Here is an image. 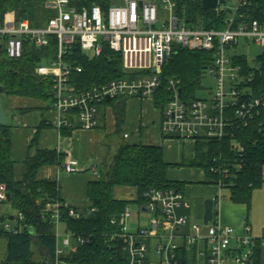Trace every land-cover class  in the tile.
I'll return each mask as SVG.
<instances>
[{
	"label": "built area",
	"instance_id": "2783aa9c",
	"mask_svg": "<svg viewBox=\"0 0 264 264\" xmlns=\"http://www.w3.org/2000/svg\"><path fill=\"white\" fill-rule=\"evenodd\" d=\"M228 1L211 9L216 17L223 11L227 13L225 27L218 29L189 24L178 12V0H119L107 9L98 4L81 7L75 0H45L48 8L57 10L56 16L42 27H33L28 19L18 22L13 13H8L0 19V44L10 58L18 59L23 56L26 43L46 48L52 36L57 39L55 57L43 56L36 69L39 75L51 77V103L59 130L74 128L76 124L85 130L94 129L99 125L98 114L105 101L119 96L155 99L166 82L168 94L162 108L165 135L195 142L227 140L233 150L242 153L245 147L236 135L240 128L253 124L259 135L257 141L264 144V87L257 81L264 76V16H254L263 10L259 0H236L232 7L227 6ZM159 22L162 24L157 28ZM241 40L253 41L262 48L255 58L257 67L250 66L247 57L237 50ZM75 44L91 57L109 46L121 54L127 73L76 91L70 77L75 69L81 72L82 67L65 61ZM176 47L213 53L205 71V75L216 80L209 98L183 97L179 78H163L164 64ZM78 166L79 161L74 158L62 164L67 173L77 172ZM230 170L227 161H216L210 167L212 173L221 177L216 182L221 188L227 185L225 179ZM7 194L6 185L0 183V204L7 201ZM144 195V207L153 214L148 227L128 231L130 206L111 219L118 230L110 238L127 255V264H264V230L255 234L248 222L240 229L222 224L217 218L219 195L214 200L213 219L208 224L190 223L187 233L183 229L188 218L178 213L188 205L183 191L152 188ZM64 210L75 218L84 215L61 199L47 204L43 212L55 225L56 236L55 256L47 264H69L62 256L67 253L66 248L73 246L72 239L78 244L89 241L65 229L66 236L60 242ZM22 220L20 213L14 220H5L3 228L16 233L23 228ZM17 223L19 226L15 227Z\"/></svg>",
	"mask_w": 264,
	"mask_h": 264
},
{
	"label": "trees",
	"instance_id": "16d2710c",
	"mask_svg": "<svg viewBox=\"0 0 264 264\" xmlns=\"http://www.w3.org/2000/svg\"><path fill=\"white\" fill-rule=\"evenodd\" d=\"M75 1L81 7L98 4L107 9L119 0ZM178 2V12L189 24H202L206 28L225 27L226 11L216 17L214 10L204 9L202 0ZM259 2V7L263 10L257 11L254 16L260 17L264 16V0ZM8 13H13L18 22L28 19L33 27L44 26L53 14L46 6L45 0H0V19H4ZM50 39L46 48H37L26 43L24 54L18 59L10 58L5 47L0 44V86L4 88L0 96H25L52 102L51 77L39 75L36 69L43 62V56L54 58L57 53V39L54 36ZM212 60V52L176 47L164 64L163 78H179L183 97L193 99ZM65 61L74 67H82L81 72L75 69L70 77L73 88L78 92L123 77L127 73L121 54L109 46H104L100 55L91 57L75 44L65 55ZM257 81L259 86L264 87V76H260ZM167 94L165 82L155 97L158 107L163 108ZM126 98L119 96L103 104H111L114 107L117 133L122 131L125 122ZM12 127L10 122L7 125L0 124V183L6 185L11 195L10 201L0 204V238L7 239L5 263L47 264L55 256L56 236L55 225L43 210L47 204L60 199V192L57 181L39 180L37 173L44 165L60 163L62 155L55 149L38 150L35 156L24 161V175L21 180H17L14 175L15 161L12 157ZM236 135L245 147L244 152L233 150L232 144L227 140L220 142L201 139L196 142L197 154L189 165L204 168L208 175L214 178V182H218L221 177L212 173L210 167L216 161L229 162L231 170L229 177L225 179L227 185L224 188L229 189L233 203L246 205L249 209L253 190L262 186L264 181V144L257 141L259 135L253 124L238 129ZM170 166L164 158L162 146L121 142L110 162L104 164L100 179L89 184L91 208L95 210H90L81 218L72 217L68 210H64L62 221L65 229L87 237L89 241L84 244L75 242L62 259L69 264H127V255L119 244L110 238L111 233L118 230L111 224V219L119 217L133 201L116 199L114 190L117 186L136 187L138 197L135 202L139 204L146 201L144 194L152 188L177 189L184 192V182L168 178ZM6 203L15 210V218L20 213L23 214V220L20 222L23 228L16 233L3 228V222L11 216L3 209ZM17 226L18 223L15 227ZM36 251L39 256L37 259L34 258Z\"/></svg>",
	"mask_w": 264,
	"mask_h": 264
},
{
	"label": "crops",
	"instance_id": "0c3cea01",
	"mask_svg": "<svg viewBox=\"0 0 264 264\" xmlns=\"http://www.w3.org/2000/svg\"><path fill=\"white\" fill-rule=\"evenodd\" d=\"M4 99L9 122L13 125L11 138L15 178L22 179L23 164L28 157L35 156L38 150L55 149L62 155L61 162L42 166L37 173V179L57 181L61 200L83 214L90 212L92 201L88 194L89 184L100 179L104 164L110 162L114 156L105 143L106 136L117 133V119L113 105L100 107L99 125L94 129L85 130L76 124L74 128L59 130L55 126L56 114L50 101L16 95L5 96ZM125 100V122L122 131L117 134L121 135L122 140H129L132 144L143 143L163 147L164 158L171 164L168 178L184 182L185 203L188 205L179 209L178 213L188 218L186 213L191 209L193 215L202 219L201 224H204L205 200L208 198L215 200L218 198V191L224 188L214 182V178L210 177L204 168L189 165L196 157L197 143L193 140H180L164 134L162 108L156 105L154 98L127 97ZM125 134H129L128 137H125ZM117 144L119 145L120 142H116L118 148ZM70 158L79 161V170L75 173H67L62 168V164ZM115 189L116 199L133 201L139 213H148L143 203L135 202L138 197L136 187L117 186ZM138 217L137 228L148 227V225L142 226L140 215ZM226 222L229 226L241 228L239 227L241 222L234 220H226ZM246 222L250 223L248 220ZM187 226L188 228L183 229L184 233L189 232V222ZM263 230L255 233L253 228L255 234H260Z\"/></svg>",
	"mask_w": 264,
	"mask_h": 264
},
{
	"label": "rangeland",
	"instance_id": "374dc122",
	"mask_svg": "<svg viewBox=\"0 0 264 264\" xmlns=\"http://www.w3.org/2000/svg\"><path fill=\"white\" fill-rule=\"evenodd\" d=\"M236 0H229L227 3V6L232 7L235 4ZM161 4V2H160ZM52 10V17L57 15L56 9ZM163 16L167 17V14L163 12ZM161 22L157 24V28L161 27ZM240 53L244 54L248 61L250 66L257 67L258 64L255 61V58L260 55L262 48L255 44L253 41L250 42H244L241 40L240 46L237 49ZM216 88V80L213 76L206 74L205 77L202 80V88L196 92V96L199 98H209L212 90ZM51 103V102H50ZM12 117V114L10 113V118ZM110 142V143H109ZM116 142H129V140H122V137L120 134H113L106 136V145L111 150V154H115L117 151ZM114 143V144H112ZM118 145V144H117ZM90 172V171H89ZM263 178H264V171H263ZM116 192V189L114 193ZM118 192V191H117ZM218 194L220 196L221 205L219 210V216L217 218L221 219L222 224L227 225L226 220L229 221H237L241 222V225L239 227L243 226V223H245L247 220L252 224L255 233H259V231L264 229V181L262 186L256 187L253 190L252 194V200L251 205L249 209L246 205L242 204H236L233 203L230 199L229 189L224 188L221 191H218ZM131 208V216L127 219V228L129 232H135L137 230L138 220L140 215V223L142 226H149V219L152 217V213L150 212H138L137 206L132 203L130 204ZM3 209L6 212L7 215H15V210L11 207L10 204L6 203L3 205ZM188 215V222L189 224L192 222L195 223H202V219L195 217L193 214V211L187 210ZM15 224V222H12ZM185 228H188L186 226ZM60 242L64 239L66 236L64 226H60ZM253 231V232H254ZM75 240L72 239V245L74 246ZM71 250V247L66 248V252H69ZM7 257V239L6 238H0V262L1 264H7L5 263ZM34 258H39L37 251L34 255Z\"/></svg>",
	"mask_w": 264,
	"mask_h": 264
},
{
	"label": "water",
	"instance_id": "95a60500",
	"mask_svg": "<svg viewBox=\"0 0 264 264\" xmlns=\"http://www.w3.org/2000/svg\"><path fill=\"white\" fill-rule=\"evenodd\" d=\"M219 3H226V0H202V5L204 9L210 10L215 7ZM4 88L0 86V93H2ZM181 91V90H180ZM9 123V114L5 108V99L3 96H0V124L7 125ZM7 199L10 201L11 195L8 192ZM205 213H204V224H208L214 217V200L212 198H208L205 200ZM10 219L13 220L14 216H10ZM31 231L33 229L31 228Z\"/></svg>",
	"mask_w": 264,
	"mask_h": 264
}]
</instances>
